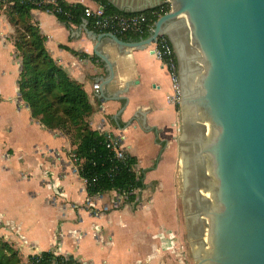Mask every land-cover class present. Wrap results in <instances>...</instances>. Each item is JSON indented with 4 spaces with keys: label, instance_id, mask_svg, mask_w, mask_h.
Returning <instances> with one entry per match:
<instances>
[{
    "label": "crops",
    "instance_id": "0c3cea01",
    "mask_svg": "<svg viewBox=\"0 0 264 264\" xmlns=\"http://www.w3.org/2000/svg\"><path fill=\"white\" fill-rule=\"evenodd\" d=\"M64 1L93 8L99 4ZM10 8L0 9V237L21 250L26 262L36 253L55 251L91 264H183L170 192H147L150 180H160L164 169L175 166L178 153L181 114L172 100L167 67L151 52L153 47L121 50L107 37L99 41L96 35L104 32L89 21L67 24L49 10L30 11L50 55L83 84L93 105L91 128L121 135L144 173L146 186L142 196L137 192V208L128 202L114 207L116 191L88 193L72 138L46 128L21 99V60ZM95 49L110 58L116 73L101 97L94 86L108 69ZM125 83H131L128 100H110Z\"/></svg>",
    "mask_w": 264,
    "mask_h": 264
},
{
    "label": "water",
    "instance_id": "95a60500",
    "mask_svg": "<svg viewBox=\"0 0 264 264\" xmlns=\"http://www.w3.org/2000/svg\"><path fill=\"white\" fill-rule=\"evenodd\" d=\"M108 1L135 13L166 0ZM169 2L170 11L157 19L147 38L129 41L104 32L97 39L107 37L125 50L152 47L160 34L169 37L181 63L179 142L194 257L202 256L197 264H264V0ZM95 53L108 69L98 83L101 97L116 73L106 54ZM130 84L109 99L127 101ZM199 171L205 194L191 182ZM192 217L204 223L198 236Z\"/></svg>",
    "mask_w": 264,
    "mask_h": 264
},
{
    "label": "trees",
    "instance_id": "16d2710c",
    "mask_svg": "<svg viewBox=\"0 0 264 264\" xmlns=\"http://www.w3.org/2000/svg\"><path fill=\"white\" fill-rule=\"evenodd\" d=\"M95 1L104 5L108 12L130 14L119 10L108 0ZM59 3L64 14L53 12L50 5H16L9 10L10 21L16 30V53L21 60L18 82L20 97L30 108L32 116L40 120L46 128L60 130L72 138L76 146L73 154L77 159L78 170L87 182L90 195L112 190L126 192L129 194L127 202L133 203L137 200L135 191L146 186L144 173L136 168L137 158L129 154L126 159H119L107 147L110 134L91 128L88 118L93 112V105L83 84L73 79L57 64L45 45L46 36L31 20V9L39 8L53 12L67 24L83 21L85 5L64 0ZM170 9L171 3L165 1L160 6L143 12L151 14L157 11L165 14ZM157 19V15H151V24L154 25ZM89 24L91 25V20ZM150 33L147 30L142 35L127 34L120 37L139 41L147 38ZM72 51L77 54L75 50ZM50 257V251L42 253L43 261ZM36 258L31 255L29 261L33 262ZM25 262L19 249L0 237V264H28Z\"/></svg>",
    "mask_w": 264,
    "mask_h": 264
},
{
    "label": "built area",
    "instance_id": "2783aa9c",
    "mask_svg": "<svg viewBox=\"0 0 264 264\" xmlns=\"http://www.w3.org/2000/svg\"><path fill=\"white\" fill-rule=\"evenodd\" d=\"M60 0H0V9H8L16 5H37L47 6L50 5L55 13H63ZM65 14H67L65 12ZM151 15H157L158 18L163 15L162 12L154 11L151 14L145 12H135L130 14H122L116 12H108L104 5L98 4L96 7L85 5L84 17L91 20L92 27L101 32H111L117 35H142L147 30L152 31L154 25L151 24ZM155 56L167 67L171 74L173 82L174 95L173 99L178 103L181 99V85L178 73V60L174 47L165 34H160L157 41L153 44ZM96 94L99 93V84L94 86ZM107 147L115 152L119 159H126L128 152L123 143V137L116 135H109ZM77 161V159L75 158ZM95 180V179H94ZM139 190H136L137 193ZM113 198V206L120 207L123 203H127L129 194L126 192L116 191ZM51 257L43 261L42 253H36V260L28 264H91L89 262H81L72 259L69 255H63L55 251H50Z\"/></svg>",
    "mask_w": 264,
    "mask_h": 264
},
{
    "label": "rangeland",
    "instance_id": "374dc122",
    "mask_svg": "<svg viewBox=\"0 0 264 264\" xmlns=\"http://www.w3.org/2000/svg\"><path fill=\"white\" fill-rule=\"evenodd\" d=\"M169 2V0H166V2ZM178 55V54H177ZM178 73H179V79H180V69H181V63L180 60H178ZM172 100L173 95H172ZM181 101V100H180ZM180 101L178 102L179 104V112L181 114V104ZM182 129H183V124H182V116H181V125H180V137L182 135ZM179 137V140H180ZM177 157H176V162L175 166L172 169H164L163 171V178H166V181H163V178L160 180L155 178L153 180H150V184L148 185V190L147 192H154L156 191L157 194H167V192H170L169 195H171V198L173 200V206L170 208L174 212V226L176 233H174V239L177 245L180 247V255L184 261L183 264H197L199 261V257H194L193 253V247L192 244L189 240V235H188V229H187V223H186V216H185V209H184V200H183V178H182V164H181V159H182V154H181V145L180 142L177 144ZM171 176V179H170ZM168 179V181H167ZM166 182V183H165ZM141 191H138L140 193ZM142 192L140 193V196ZM147 194V193H146ZM142 197H140L141 202ZM168 206H169V202ZM171 203V202H170ZM131 205L134 208H137V203H131L128 204ZM21 251V250H20ZM22 253V252H21ZM23 255V253H22ZM24 261H26V257L24 258ZM29 263V260L27 261ZM25 262V263H27Z\"/></svg>",
    "mask_w": 264,
    "mask_h": 264
},
{
    "label": "flooded vegetation",
    "instance_id": "af4514ba",
    "mask_svg": "<svg viewBox=\"0 0 264 264\" xmlns=\"http://www.w3.org/2000/svg\"><path fill=\"white\" fill-rule=\"evenodd\" d=\"M204 179V174H203V171H199L198 173V177H196V179H192L191 182L192 184H196L198 185L200 188H199V191H201V193H204L202 188L204 187L203 184H202V181ZM190 192V191H189ZM191 194V192L189 193V195ZM205 194V193H204ZM193 198L195 199L194 201V205H196V194L193 193ZM193 208V212H195V208ZM193 225H192V229L197 233V236L200 235V231L202 229V227L204 226V223H201L197 218L195 217H192L191 219Z\"/></svg>",
    "mask_w": 264,
    "mask_h": 264
}]
</instances>
